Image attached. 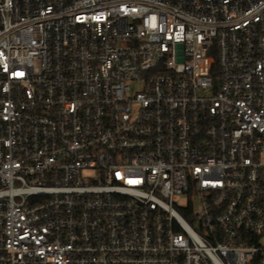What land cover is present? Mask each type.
Here are the masks:
<instances>
[{"label":"built area","instance_id":"built-area-1","mask_svg":"<svg viewBox=\"0 0 264 264\" xmlns=\"http://www.w3.org/2000/svg\"><path fill=\"white\" fill-rule=\"evenodd\" d=\"M0 264H264V0H0Z\"/></svg>","mask_w":264,"mask_h":264},{"label":"rangeland","instance_id":"rangeland-1","mask_svg":"<svg viewBox=\"0 0 264 264\" xmlns=\"http://www.w3.org/2000/svg\"><path fill=\"white\" fill-rule=\"evenodd\" d=\"M140 89V86L139 85H132L131 87H130V92H129V94L130 95H133L136 91H138Z\"/></svg>","mask_w":264,"mask_h":264}]
</instances>
